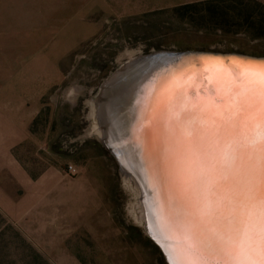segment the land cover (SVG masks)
<instances>
[{"label":"rangeland","instance_id":"obj_1","mask_svg":"<svg viewBox=\"0 0 264 264\" xmlns=\"http://www.w3.org/2000/svg\"><path fill=\"white\" fill-rule=\"evenodd\" d=\"M207 1L0 0V123L23 131L0 146V264H164L89 112L132 57L264 56V39L243 31L258 25L264 0Z\"/></svg>","mask_w":264,"mask_h":264},{"label":"bare ground","instance_id":"obj_2","mask_svg":"<svg viewBox=\"0 0 264 264\" xmlns=\"http://www.w3.org/2000/svg\"><path fill=\"white\" fill-rule=\"evenodd\" d=\"M209 70L218 83L226 80ZM132 71L123 75L126 80L115 78L105 88L98 114L103 128H98L99 123L94 120L91 133L103 131L106 145L114 152L116 145H124L119 155L121 165L139 171L138 176L132 172L137 181L144 174L154 184L153 209L143 202L145 217L167 244L176 245L178 264H186L185 250L191 239L197 238L182 225V203L185 195L191 193L192 169L187 149L193 141L203 138L209 145L213 167L195 171L203 177L199 192L210 203L215 218L201 230L197 255L222 264H245L264 215V128L252 134L246 114L254 104L253 92L248 93L251 96L229 95L231 99L225 98L221 106L228 109L227 114L215 119L185 101L189 98L171 79L158 89L162 80L159 82V76H141L140 85L132 89L136 81ZM206 101L209 99L202 100ZM153 106L150 118L147 110ZM242 134L257 137L250 144ZM138 186L141 188L140 183ZM136 212L139 221L140 208Z\"/></svg>","mask_w":264,"mask_h":264},{"label":"water","instance_id":"obj_3","mask_svg":"<svg viewBox=\"0 0 264 264\" xmlns=\"http://www.w3.org/2000/svg\"><path fill=\"white\" fill-rule=\"evenodd\" d=\"M262 66H264V56H253L237 52L192 50L157 51L150 52L145 55H139L137 57H132L129 58L125 63H122L104 80L96 97L92 100V110L89 112V119L91 122L95 120L96 123H99L98 114L103 101V95L105 94V88L111 82H113L115 78L123 79V75H125L127 71L133 69L132 72H135L134 77L136 78V81L132 89L140 85L141 76H159V82L161 79L162 80L159 83L158 89L162 85H167L168 81L171 79L174 85L176 84L179 89H182L185 96L189 98L185 101H191V106L195 107L194 109L200 107L215 119H221L222 116H225L228 112V109L221 107L222 101L225 98L230 100L231 98L229 95L231 94H237V97H239L240 93L249 95L248 93L252 91L253 95L249 96H251L254 100V104L247 109L246 114L247 118H250L248 123L252 126V134H257L260 129L264 128V83L261 82V79L258 76V71ZM209 69H212L216 75L223 76L221 78H226V80H223L221 84L218 83L216 78L212 77V73ZM227 77H229V79ZM123 80L126 79L124 78ZM207 98L209 99V102L206 101V103H203L202 100ZM154 103L155 101L152 103V105ZM205 106H208V109ZM93 109L94 115L92 114ZM153 109L154 106L147 110V115L150 118L153 115ZM98 128H101L102 130L103 124L99 123ZM190 131L187 132L189 133ZM92 134H95L100 144L114 159L120 175L125 181V185H127L129 182L130 184L128 185H130V188L131 186L134 187V190H130L134 195V200L137 204V208L135 209L134 207L133 209L136 220L138 217L136 211H138L140 208L141 212V219L139 221L137 220L136 223L139 225L146 238L157 248L164 264H168V262L164 259L160 247H158L157 243H155L153 239L150 238V234H155L158 236L160 235L157 233V231L153 230L148 220H146L143 206V202L146 201V203H148V207L153 209L152 201L153 198L155 200L156 191L154 184L152 185L148 176H145L144 174L141 175L142 178H138V182L133 178L132 172L134 175L136 174V176H138L137 172L139 171H134L130 168H127L126 166L121 165V158H119V155H122V152L120 151L125 148L124 145H116L114 148L116 151L114 152L106 145L103 131H101V134ZM185 135L187 136V134ZM242 136L248 142H250V144H253L255 142V137H257L252 135L245 136L243 134ZM240 142L243 143L241 140ZM139 165L141 166L140 162ZM138 183H140L142 190L138 186ZM160 238L164 240L165 244L167 245L168 241L162 236H160ZM209 264L222 263L220 261H209Z\"/></svg>","mask_w":264,"mask_h":264},{"label":"snow or ice","instance_id":"obj_4","mask_svg":"<svg viewBox=\"0 0 264 264\" xmlns=\"http://www.w3.org/2000/svg\"><path fill=\"white\" fill-rule=\"evenodd\" d=\"M218 59V58H209ZM261 82L264 83V66L258 71ZM161 154H163V142L160 143ZM190 157L191 174L189 184L191 193L185 195L182 207L184 210L182 225L197 237L191 239L185 250L186 264H209L208 259L197 255L199 239L203 226L215 217L210 203L200 194L199 189L204 183L203 177L196 173L195 169L213 167L209 145L203 138L193 141L187 149ZM150 238L157 243L168 264H178V254L175 244H165L160 236L150 234ZM245 264H264V215L260 221V226L252 239V244L248 249Z\"/></svg>","mask_w":264,"mask_h":264},{"label":"trees","instance_id":"obj_5","mask_svg":"<svg viewBox=\"0 0 264 264\" xmlns=\"http://www.w3.org/2000/svg\"><path fill=\"white\" fill-rule=\"evenodd\" d=\"M217 2L218 3L222 2V0H212V1H207L205 3H206V5H211V4H215ZM256 7L260 8L261 10L264 9L261 4L256 3ZM221 10L222 9L218 8L217 6H209L207 11H208L209 15H211L213 17H218L219 15L220 16L223 15V13H220ZM257 23H258V25H255V27L252 26L250 28L249 27L243 28V31H245L247 34L251 35L253 38L264 39V13L259 15ZM217 25H218L217 27L224 30L225 33H230V31H228L229 29L226 30L225 28L221 27V26H223L222 24L221 25L217 24ZM34 123H35V120L32 122V124H34Z\"/></svg>","mask_w":264,"mask_h":264},{"label":"crops","instance_id":"obj_6","mask_svg":"<svg viewBox=\"0 0 264 264\" xmlns=\"http://www.w3.org/2000/svg\"><path fill=\"white\" fill-rule=\"evenodd\" d=\"M21 123L16 122H10L7 119L1 118L0 123V146L2 145V148H5V144L8 142H14L19 141L23 137V131L20 128ZM8 146V145H7ZM6 146V147H7Z\"/></svg>","mask_w":264,"mask_h":264},{"label":"built area","instance_id":"obj_7","mask_svg":"<svg viewBox=\"0 0 264 264\" xmlns=\"http://www.w3.org/2000/svg\"><path fill=\"white\" fill-rule=\"evenodd\" d=\"M71 169V167H69V170Z\"/></svg>","mask_w":264,"mask_h":264}]
</instances>
